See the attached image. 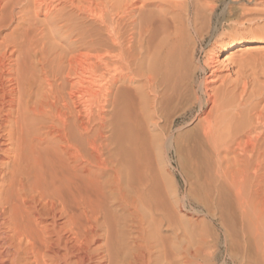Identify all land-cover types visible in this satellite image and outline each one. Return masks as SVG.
Returning <instances> with one entry per match:
<instances>
[{"label":"bare ground","instance_id":"6f19581e","mask_svg":"<svg viewBox=\"0 0 264 264\" xmlns=\"http://www.w3.org/2000/svg\"><path fill=\"white\" fill-rule=\"evenodd\" d=\"M215 1L0 0V264H216L155 184L194 116L191 164L240 218L243 261L264 264L263 41L220 42L199 86Z\"/></svg>","mask_w":264,"mask_h":264},{"label":"rangeland","instance_id":"374dc122","mask_svg":"<svg viewBox=\"0 0 264 264\" xmlns=\"http://www.w3.org/2000/svg\"><path fill=\"white\" fill-rule=\"evenodd\" d=\"M215 3L220 7L217 12V22L212 24L208 35L201 43L196 61V66L199 68L197 79L200 83L198 84L199 86L201 84L204 85V74L207 73V65L205 63L208 54L212 49L215 51L217 45L222 41L232 42L239 38L253 39L258 42L262 40L263 42L252 45L257 47L256 50L259 56H255L249 60V68L255 67L257 64H262L263 60L260 58L264 57V37L262 35H256V33L250 30V23L252 24L256 20V22H260L258 26L262 27V25H264V0H217ZM261 14L263 17L260 16ZM257 17H259V19H257ZM8 32L9 31H7V33ZM243 53L244 52L229 53L227 56L231 58L232 61H237L243 56ZM234 70H239L237 64ZM257 71L258 80L264 81V65L263 69H258ZM217 72L219 78H221V76L227 77L231 74V71L225 66L218 68ZM209 73H211V71ZM248 73L251 72L248 71ZM219 83V81H216L214 84L219 85ZM200 97L202 98V95H200ZM180 120H178L179 124L177 126L178 128H176V134L178 135H166L165 144L163 143V146L157 151L158 161L156 165L157 176L155 184L158 187V195L165 201L169 209L172 206V202H175L174 197L176 195L180 209H178V214L187 224V228L196 232V234L203 235L207 232L210 233L211 239H214L215 243L216 264H248V262L244 260L245 263L243 258H241L244 252L242 250L244 246L241 239L240 218L236 216L230 204L222 206L218 203L215 193L206 188L203 173L200 172L198 168L195 169L191 164L192 157L189 156L188 148L194 145L196 135H179L190 132L195 128L198 122L197 116L185 121L183 119ZM145 136L147 138L151 137V135ZM168 136H170V138ZM174 140H178L182 146L181 155L172 151ZM169 145L171 147H169ZM165 234L170 235L171 233L165 232Z\"/></svg>","mask_w":264,"mask_h":264}]
</instances>
